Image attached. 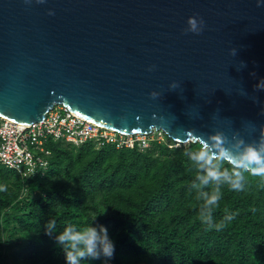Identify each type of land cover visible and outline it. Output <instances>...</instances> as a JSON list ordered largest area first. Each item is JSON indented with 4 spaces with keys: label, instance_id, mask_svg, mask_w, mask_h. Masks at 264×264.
<instances>
[{
    "label": "water",
    "instance_id": "obj_1",
    "mask_svg": "<svg viewBox=\"0 0 264 264\" xmlns=\"http://www.w3.org/2000/svg\"><path fill=\"white\" fill-rule=\"evenodd\" d=\"M190 17L204 22L200 34L186 32ZM261 79L257 0H0L2 121L31 125L63 106L108 130L162 131L179 145L218 131L254 143Z\"/></svg>",
    "mask_w": 264,
    "mask_h": 264
},
{
    "label": "trees",
    "instance_id": "obj_2",
    "mask_svg": "<svg viewBox=\"0 0 264 264\" xmlns=\"http://www.w3.org/2000/svg\"><path fill=\"white\" fill-rule=\"evenodd\" d=\"M198 146L140 152L49 142L44 176L22 180L0 165V264H65L45 234L49 220L58 231L106 227L115 244L107 264H264V182L246 174L244 192L222 189L214 220L235 218L220 229L203 225L191 187L196 173L183 156Z\"/></svg>",
    "mask_w": 264,
    "mask_h": 264
},
{
    "label": "clouds",
    "instance_id": "obj_3",
    "mask_svg": "<svg viewBox=\"0 0 264 264\" xmlns=\"http://www.w3.org/2000/svg\"><path fill=\"white\" fill-rule=\"evenodd\" d=\"M36 3L43 4L45 0H36ZM261 4H264V0H257V6ZM48 14L54 13L50 11ZM187 25L186 32L198 35L203 30L204 22L190 17ZM233 51L236 54L235 49ZM176 88L175 83L170 85L171 90ZM255 88L256 91H264V79ZM151 96L156 98L158 94L153 92ZM198 145L194 150L186 148L183 152L196 173L191 187L202 201L199 209L201 223L209 228L220 229L236 215L226 213L220 223L215 222L214 209L222 199V189L244 192L246 174L259 177L264 182V127L260 128L259 139L254 143H246L239 133L229 139L218 131L206 140L199 139ZM0 191H6V188L0 187ZM44 231L49 237H54L56 246L63 252L65 264H92L93 261L101 260L107 264L115 252L114 241L103 225L78 227L68 224L58 231L55 220H49L44 224Z\"/></svg>",
    "mask_w": 264,
    "mask_h": 264
},
{
    "label": "built area",
    "instance_id": "obj_4",
    "mask_svg": "<svg viewBox=\"0 0 264 264\" xmlns=\"http://www.w3.org/2000/svg\"><path fill=\"white\" fill-rule=\"evenodd\" d=\"M165 137L162 131H153L149 136L114 132L76 116L63 106H55L43 121L31 125L1 120L0 165L25 180L44 176L49 165L50 151L46 147L49 142L75 147L89 144L96 150L110 147L140 152L152 144H166L168 148L180 146L168 144Z\"/></svg>",
    "mask_w": 264,
    "mask_h": 264
}]
</instances>
